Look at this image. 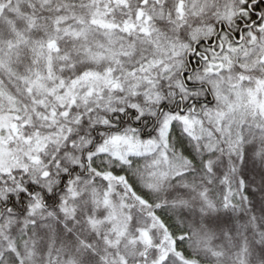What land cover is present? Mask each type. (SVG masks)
<instances>
[{"label": "snow or ice", "instance_id": "6c2138e0", "mask_svg": "<svg viewBox=\"0 0 264 264\" xmlns=\"http://www.w3.org/2000/svg\"><path fill=\"white\" fill-rule=\"evenodd\" d=\"M0 264H264V0H0Z\"/></svg>", "mask_w": 264, "mask_h": 264}]
</instances>
